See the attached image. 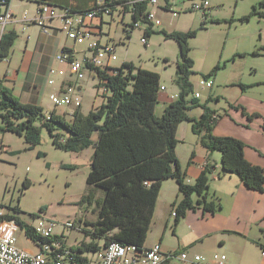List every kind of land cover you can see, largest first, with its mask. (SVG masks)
Returning a JSON list of instances; mask_svg holds the SVG:
<instances>
[{"label":"trees","instance_id":"obj_1","mask_svg":"<svg viewBox=\"0 0 264 264\" xmlns=\"http://www.w3.org/2000/svg\"><path fill=\"white\" fill-rule=\"evenodd\" d=\"M124 1L106 0L107 4ZM8 2L10 4V0ZM148 6V2L136 5L133 21L147 16ZM254 14L263 15L254 6L252 12L241 19L249 20ZM206 20H203V27H206ZM129 26L131 29L127 37H130L135 27L133 23ZM155 32L165 33L166 38L176 39L180 45V59L174 79L179 87V94L160 116L155 109L162 90L161 74L150 69L137 68L133 62L115 67L117 73L112 75L100 68L95 69L99 79L105 77L108 80L107 87L113 92L105 103L87 114L78 107L72 120L59 115L55 110L51 111L50 119H47L42 106L24 103L0 85V117L5 124L0 127V132L13 131L22 136L28 144V150L41 143L43 129L49 131L54 145L59 149L77 153L91 146L94 148L87 184L102 187L105 195L97 199L98 218L92 223L93 228L87 231L90 232L87 234L92 237V241L83 239L76 247L79 253L99 249V242L93 240L98 237L105 240L104 245L118 241L144 246L152 227L162 184L170 178L177 180L179 190L184 195L182 200L172 203V210L177 211L174 216L176 226L191 209L202 208L215 214L222 208L220 196L210 191L209 176L212 170L208 166H205L194 184L186 180L177 156V128L184 120L193 122L192 129L200 136L203 145L211 151L222 152L224 174H236L248 188L264 192V166L253 164L247 159L243 140L235 136L215 135L214 110L207 102H201L193 96L196 90L192 75L196 71L195 60L190 56L189 39L197 34V30H160L146 34L150 36ZM17 39L15 30H4L0 37V56L8 58ZM62 51L72 52L67 47ZM255 53L258 54L256 51ZM218 68L219 65L204 77H213ZM240 86L247 88L244 84ZM200 106L204 108L200 118L190 117L188 111ZM234 106L243 110L249 118L262 116L255 112L249 113L240 104ZM95 134L97 137L94 140ZM38 155H41L40 151ZM28 186L25 183L22 192ZM94 198L91 191L84 194L81 202L92 203ZM21 211L18 202L14 212ZM7 217L15 218L20 223V228L33 241L39 238L31 225L17 214H8Z\"/></svg>","mask_w":264,"mask_h":264},{"label":"rangeland","instance_id":"obj_2","mask_svg":"<svg viewBox=\"0 0 264 264\" xmlns=\"http://www.w3.org/2000/svg\"><path fill=\"white\" fill-rule=\"evenodd\" d=\"M210 1L211 12L207 17L206 27L202 26L205 20L203 12L193 8L194 4L203 3L204 0H176L177 3L173 6L175 10L178 9V16L174 17L167 10L160 12L159 30H166V32L197 30V34L189 39V45L191 47L190 56L195 60L194 69L196 71V74L192 75V82L195 90L201 93V102H207L211 109L215 108L219 114L224 115L226 111H236L231 108V104L237 99V103L250 110H259L264 116V16L254 14L249 20L242 21L241 19L249 15L254 6L260 11L264 7L262 3L264 0ZM160 2L165 3L166 0H160ZM36 8L37 4H29L24 10L33 13ZM107 18L109 20H107L103 41L114 45L117 55V59L112 60L110 66L121 67L124 63L133 62L137 68L142 67L159 72L162 77L161 83L165 84L168 93L178 91L179 87L174 82L180 59L178 41L166 38L163 32H155L147 36L148 41L144 43L142 36L146 27L145 22H142L139 27H134L130 37H127L131 29L129 24L133 23V15L129 12L123 16L116 10L114 16H107ZM255 51L259 53L256 54ZM218 65L220 68L217 69L216 74L209 78L213 82V88L201 85L199 81L205 78L204 75L212 72ZM4 68L5 66L1 63V77ZM93 76L94 73L88 70L86 77L81 80L83 88L80 96L83 105L82 112L85 114L106 102L104 91L98 89V80L92 79ZM52 77L55 81L58 79L57 74ZM39 84L45 99L43 110L46 116L47 112L53 109L49 94L58 90V84L56 82L49 84L47 76H44ZM240 84L246 85L247 88L243 89ZM164 100H166L165 92L161 90L159 103L155 110L159 116L167 107ZM60 108L62 107H58ZM203 110L202 106L194 107L188 113L190 117L200 118ZM241 112L234 114L239 116ZM2 120L3 118L0 117V127L5 126ZM226 120L229 122L228 119ZM261 122L264 125L263 119ZM187 123L188 120H184L179 125L184 127ZM253 124L255 125L254 122ZM252 129L258 130L254 127ZM261 132L264 131L261 130ZM95 136L97 137V134ZM185 136L182 130L177 144V156L184 162V166L194 151L192 142ZM27 146L25 139L17 133L0 132V148L3 147L0 152V203L9 207L8 211L13 212L10 206L14 209L19 202L22 211L15 213L31 226L36 225L39 215L54 220L56 222L54 231L57 234L64 232L68 240L67 244L72 247L78 246L84 238L91 242L92 237L86 235L84 228L86 230L93 228L92 223L97 220L99 213L97 199L105 195L102 187L87 184L94 148L91 146L80 153L59 149L54 145L47 129L42 130L39 145L29 150L26 149ZM7 149H12L13 153L6 151ZM39 151L41 155H38ZM214 152L217 153V160H221L222 152L219 150ZM25 183L29 186L22 192ZM91 191L95 195L93 202H81L84 194ZM195 198L196 195H194ZM168 210L171 214V221H174L172 206H169ZM198 210L200 209L196 211L201 212ZM194 215L191 212V216ZM68 221L74 223L76 227L65 228ZM79 226L81 228L77 229ZM180 227L183 231L188 229L184 224ZM19 236V244L36 249L33 240L32 243L26 239L24 229L20 230ZM93 240L98 241L100 246L105 243L101 237ZM250 248L253 253L258 254L255 247ZM218 251L223 252L221 249ZM86 253L93 255V251ZM253 257L256 258L254 255ZM255 258H248L240 264H260L259 256Z\"/></svg>","mask_w":264,"mask_h":264},{"label":"crops","instance_id":"obj_3","mask_svg":"<svg viewBox=\"0 0 264 264\" xmlns=\"http://www.w3.org/2000/svg\"><path fill=\"white\" fill-rule=\"evenodd\" d=\"M97 1L98 0H10V5L15 12V17L13 21L7 24L4 30H15L18 34V39L13 45L8 59L1 62L5 66L2 70L1 87L10 91L16 98L24 103L29 102V104L41 105L44 108L45 99L43 92L41 93L42 89L39 82L42 81L44 76L49 78L50 69L52 67L67 69L65 64L58 62L57 54L62 52L64 47H67L74 53L75 57L79 58L82 54L87 52V45L76 43V41L72 39V36L61 29V22L56 17L47 19L46 24L50 28V31L47 33L43 31L42 26L39 24L23 20L22 15L25 12L29 13L28 17L31 18V20L37 15V8L33 13L24 10V8L29 4H37L38 7L39 3L47 2L49 5L57 6L59 12L62 11L64 7H72L77 11H84L93 6ZM175 1L176 0H166L165 3H160L159 6L148 4V10L155 12L157 18L153 21V29L150 23H146L145 29L148 28L150 32L160 31V12L167 10L172 13L171 9L175 8L173 5L178 2ZM262 3L264 5V1H262ZM202 4L208 7V11L206 13L202 10L199 11L203 12L205 19H208L207 17L211 12V1L204 0ZM258 12L263 13L262 16H264V7ZM172 15L174 17L178 16H175L173 13ZM107 20H109V18L105 16L101 21H93L94 25L98 24V28H95V31H97V29L101 31L96 37L102 42H104L103 35L106 32ZM1 29L2 26L0 24V32ZM81 45L83 47H81ZM12 63L15 64L13 65ZM81 82L82 81L76 82L69 73L66 76L58 75V79L56 80L58 84L57 89L59 91L67 84H79L82 91L83 86ZM161 85L165 86V84L162 83ZM162 91L165 92L166 100H164V103L167 105L174 100V98L171 97L173 94H179V90L168 93L167 87ZM237 102L236 99V101L231 104V108L236 111L229 110L226 111L224 115L219 114L216 109L213 108V114L218 116L215 125H213V133L215 135L235 136L243 140L246 144L245 152L247 159L253 162V164L264 166V132H261V130L264 131V125L261 124L263 115L249 118L241 112L240 108L234 106L240 104ZM51 105L53 109L50 108V110H55L59 115H66V118L70 119L68 115L70 113L69 107L55 106L52 103ZM58 107L62 108L58 109ZM247 110L249 113L255 112L262 114L259 110H250V108H247ZM51 111L47 112V114H50ZM239 112H241L239 116L234 114ZM200 115H202V113ZM194 118L198 117L194 116ZM226 119H228L229 122H227ZM192 125L193 122L188 120V123L184 125V127H180L178 124L177 128L178 138L183 130L184 135H186L185 137L190 139L189 141L192 142V146L194 147V151L189 159L186 160L185 166L184 162L180 160L186 175V180L194 184L205 166H208V168L212 170L209 176L211 179L210 189L222 199V208L215 214L206 212L202 208H198L201 212H197V209H191L184 220L176 226L174 224L175 218L173 217L174 221H171L172 218L170 217L171 214L168 209L175 200H182L184 195L179 190V184L176 179H167L162 184L160 196L157 200L156 211L153 216L152 227L144 246L150 247L160 243L162 249L165 251L187 249L191 257L199 253L206 257L207 262H211L213 254L219 252L218 249H221L223 251L222 253H226L229 257L228 264H240V262L246 261L248 258H255L253 255L256 256V258L259 256L261 259L260 264H264V192L248 188L236 174H224L222 172V161L219 159L217 160V153L209 150L208 147L200 142V136L194 133ZM251 125H253L252 127L254 128H258V130L256 129L254 131ZM95 137L94 135V140L96 139ZM2 150L3 147L0 148V152ZM6 151L13 153L12 149H7ZM191 212L195 214V217L191 216ZM183 224L188 227V231H183L180 227ZM85 230L84 228V231ZM87 231L88 230H86V235L90 233ZM19 234L18 239L20 241ZM26 239L32 242L31 238H28L27 235ZM84 239L87 241V238ZM19 246L31 251L38 250L37 246H35V250L31 246L22 244H19ZM251 246L255 247L258 254L257 252L253 253V250L250 248ZM171 264L191 263L173 260Z\"/></svg>","mask_w":264,"mask_h":264},{"label":"built area","instance_id":"obj_4","mask_svg":"<svg viewBox=\"0 0 264 264\" xmlns=\"http://www.w3.org/2000/svg\"><path fill=\"white\" fill-rule=\"evenodd\" d=\"M143 2H148V4L153 6H159L161 3L160 0H125L120 3L107 4L106 0H98L93 6L84 11H77L72 7H64L59 12L57 6L41 2L38 4L37 15L34 19L31 20L28 17L29 13L25 12L22 15L23 20L39 24L46 33L50 31L46 24L47 19L58 18L63 31L72 36L76 43L87 45V52L79 58L75 57L73 52H59L57 60L61 64H65L67 69L52 67L48 83L54 84L56 82L52 77L55 74L66 76L68 73L72 75L76 82H79L86 77V71L90 70V72L94 73L92 78L98 80V89L104 91V98L107 99L113 91L107 87L108 80L105 77L102 79L98 78L99 75L95 69L105 70L108 75L117 73L115 67L110 66V62L116 60L117 55L115 54L114 45L102 42L96 37L101 31L98 29L95 31V28H98V24L94 25L93 21H101L105 16H114L116 10L123 16L126 12L134 15L136 5ZM193 8L205 11V13L208 11V7L203 6L202 3L194 4ZM171 11L175 16L179 13L174 8ZM14 17L15 12L12 10L8 0H0V24L2 26L0 37L7 24L13 21ZM155 18H157L156 13L148 10L147 16H142L140 20L133 21V24L135 27H139L142 22L150 23L153 29ZM149 31L147 28L143 33L142 41L144 43L148 41L146 33ZM7 59V57L0 56V63ZM1 80L0 76V83ZM199 82L203 86L212 88L213 82L209 78L201 79ZM161 89H165V86L162 85ZM79 92H81L79 84H67L60 91L51 92L49 99L55 106L69 107V120H72L75 116V110L78 107H82V99L79 96ZM177 96V94H173L171 97L176 99ZM193 96L199 99L201 93L196 91ZM46 118L50 119V114H47ZM217 118L218 116L213 114V119ZM10 208L14 210L11 206ZM8 209L9 207L0 203V264H171L173 260L187 261L191 264H228L229 261L226 253L215 252L212 261L207 262L206 257L202 254L197 253L191 257L187 249L165 251L160 243L150 247H139L112 241L93 251V255L85 252L79 253L76 249L77 246L72 247L67 244L68 241L64 232L57 234L54 231L56 222L41 215L38 216L39 219L36 225L31 226L33 231L39 236L36 241H33L38 250L31 251L19 246L18 234L21 230V225L15 218L7 217L8 214H16L14 211H8ZM172 214V216L177 214L176 209H173ZM75 227V224L71 223V221L65 224V228ZM80 228L81 226L77 227V229Z\"/></svg>","mask_w":264,"mask_h":264}]
</instances>
